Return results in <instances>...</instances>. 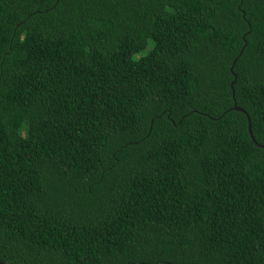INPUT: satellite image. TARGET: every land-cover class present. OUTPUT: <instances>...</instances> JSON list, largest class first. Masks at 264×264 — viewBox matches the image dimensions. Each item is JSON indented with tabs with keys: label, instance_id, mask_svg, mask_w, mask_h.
Returning <instances> with one entry per match:
<instances>
[{
	"label": "trees",
	"instance_id": "1",
	"mask_svg": "<svg viewBox=\"0 0 264 264\" xmlns=\"http://www.w3.org/2000/svg\"><path fill=\"white\" fill-rule=\"evenodd\" d=\"M262 144L264 0H0L2 262L264 264Z\"/></svg>",
	"mask_w": 264,
	"mask_h": 264
},
{
	"label": "water",
	"instance_id": "2",
	"mask_svg": "<svg viewBox=\"0 0 264 264\" xmlns=\"http://www.w3.org/2000/svg\"><path fill=\"white\" fill-rule=\"evenodd\" d=\"M234 81H235V79H233V80L231 81V83H230V86H231V87H232ZM232 97H233V90H232ZM232 108H234V109H238V110H241V111H243V112L245 113V110H244L242 107L238 106V105L236 104L235 100H234V103H233ZM248 121H249V119H248ZM248 131H249L250 136L253 138V135H252V132H251V128H250V123H249V122H248ZM261 146H264V144H262ZM0 264H6V263H4V262H2V261L0 260Z\"/></svg>",
	"mask_w": 264,
	"mask_h": 264
}]
</instances>
